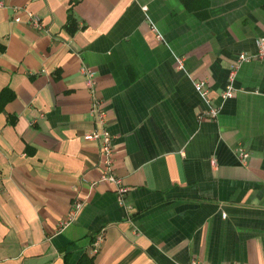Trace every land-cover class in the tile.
<instances>
[{
	"label": "crops",
	"instance_id": "1",
	"mask_svg": "<svg viewBox=\"0 0 264 264\" xmlns=\"http://www.w3.org/2000/svg\"><path fill=\"white\" fill-rule=\"evenodd\" d=\"M0 1V89L14 94L0 110V264L82 252L94 264H264V59L241 62L232 96L218 97L236 54L264 38V0ZM81 64L96 72L129 217L82 138L93 122ZM196 78L214 118H199Z\"/></svg>",
	"mask_w": 264,
	"mask_h": 264
},
{
	"label": "built area",
	"instance_id": "2",
	"mask_svg": "<svg viewBox=\"0 0 264 264\" xmlns=\"http://www.w3.org/2000/svg\"><path fill=\"white\" fill-rule=\"evenodd\" d=\"M4 4L0 1V8L3 7ZM141 8L144 10L146 8L145 5H142ZM15 11L13 15V19L16 22L24 21L27 22L33 29L43 30V25L41 23V18L37 16L33 11L29 9L19 8L18 6H13ZM19 9L22 11L25 18H22L18 15ZM152 30L155 32V38H160V34L156 32L155 27H152ZM255 50L246 53L239 52L236 54V60L232 64V68L229 70V74L227 76V81L225 83V87L219 93V100L223 101L224 99L230 98L233 94V85H231L235 69L236 67L243 61H250L252 59L263 60L264 59V38L260 37L255 40ZM176 67L178 69H183V56L176 57ZM79 72L83 77V85L88 91V97L90 101L88 112L92 116L93 125L90 129H87L86 132L83 133L82 138L85 141H93L97 145L98 150V158L100 159V171L98 181H108L114 186V193L117 201H120L124 205V209L129 217L130 206L126 205L123 200V194L128 189L127 186L123 185L121 178L117 176L114 172V144H113V134L107 129L106 121L107 115L106 111L103 107V102L99 98L97 94V89L95 86V76L96 72L87 65L81 64L79 66ZM195 91L199 94L202 100L207 104V110L202 112L199 115V118H214L216 117L219 105L212 104L208 101V86L206 85V81L201 78L193 79L192 81ZM236 157L238 160L243 163L248 158V154L244 149L239 146L234 149ZM210 164L214 165V159H210ZM82 202L76 201L73 206L69 209L66 220L63 224L69 223L74 219L77 211L79 210ZM103 232L99 230L96 234H94L93 238L90 242V253H95L100 246V242L102 240ZM185 264H204L198 258L193 257Z\"/></svg>",
	"mask_w": 264,
	"mask_h": 264
},
{
	"label": "trees",
	"instance_id": "3",
	"mask_svg": "<svg viewBox=\"0 0 264 264\" xmlns=\"http://www.w3.org/2000/svg\"><path fill=\"white\" fill-rule=\"evenodd\" d=\"M69 25H70V22L66 26V30H68L69 32H72L74 27H72V26L70 27ZM0 49H2L1 46H0ZM13 96H14L13 91L11 89H9L8 87L5 86V87L0 89V110L2 109L4 103L6 101L12 99ZM11 120H13V118ZM90 242H91V240H90ZM65 256H66V253L63 254V257H62L63 263L62 264H67V260H66ZM74 264H94L93 255H88V254L82 252L81 254L78 255Z\"/></svg>",
	"mask_w": 264,
	"mask_h": 264
}]
</instances>
